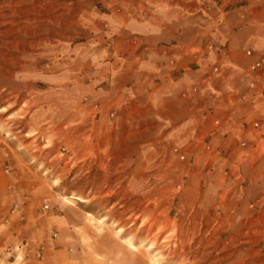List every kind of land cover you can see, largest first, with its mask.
I'll list each match as a JSON object with an SVG mask.
<instances>
[{
    "label": "crops",
    "instance_id": "obj_1",
    "mask_svg": "<svg viewBox=\"0 0 264 264\" xmlns=\"http://www.w3.org/2000/svg\"><path fill=\"white\" fill-rule=\"evenodd\" d=\"M19 1L57 26L49 38L67 41L53 50L69 60L53 64L62 71L47 81L70 88L53 104L74 121V154L86 180L110 154L131 184L162 183L178 199L180 227L196 236L225 231L235 249L230 264H264V0ZM10 189L0 187V264L139 259L116 229L92 227L83 216L82 227L59 217L52 227H24L46 250L19 261L7 252L8 223L21 219L24 206L12 202ZM50 232L58 239L49 240Z\"/></svg>",
    "mask_w": 264,
    "mask_h": 264
},
{
    "label": "rangeland",
    "instance_id": "obj_2",
    "mask_svg": "<svg viewBox=\"0 0 264 264\" xmlns=\"http://www.w3.org/2000/svg\"><path fill=\"white\" fill-rule=\"evenodd\" d=\"M19 2L0 1V187L10 185L12 202L24 206L18 208L21 219L14 215L8 223L13 241L7 252L19 261L34 257V250L45 244L27 236L24 227H52V217L82 227L84 216L92 227L116 229L134 247L139 257L134 264H230L235 249L227 248V233L196 236L193 227H180L178 199L168 197L162 183L131 184L107 153L101 168L97 163L91 169V183L86 180L88 169L74 154V121L59 117L53 104L58 96L66 98L70 88L47 81L62 71L53 64L69 60L53 50L67 41L49 38L57 26L42 21L40 8ZM95 175L100 183L93 182ZM153 190L159 194L149 195ZM89 191L91 199L84 200ZM44 205L49 208L43 211ZM52 239H58L57 232H50ZM239 250L237 257L243 255Z\"/></svg>",
    "mask_w": 264,
    "mask_h": 264
},
{
    "label": "built area",
    "instance_id": "obj_3",
    "mask_svg": "<svg viewBox=\"0 0 264 264\" xmlns=\"http://www.w3.org/2000/svg\"><path fill=\"white\" fill-rule=\"evenodd\" d=\"M249 54H251V53H249ZM259 67H260V63H257V64H255V65L253 66V69L256 70V69L259 68ZM95 106L97 107V104H96ZM254 127L259 128V127H260V123H259V122H255V123H254ZM246 146H247L246 143H242V144H241V148H246ZM174 153L180 155V159H181L182 161H185V160H186V156H185L184 154H182L178 149H175V150H174ZM43 208H44V210H47L49 207H48V205H44ZM55 237H57L56 234L53 235V238H55ZM26 246H28V245H26ZM45 250H46V246H38L37 249L34 250L35 253H36L37 258H41ZM27 251L32 252L33 249H32V248H28Z\"/></svg>",
    "mask_w": 264,
    "mask_h": 264
}]
</instances>
